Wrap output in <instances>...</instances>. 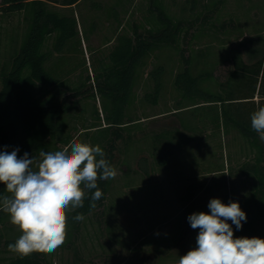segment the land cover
I'll return each mask as SVG.
<instances>
[{
  "label": "rangeland",
  "instance_id": "rangeland-1",
  "mask_svg": "<svg viewBox=\"0 0 264 264\" xmlns=\"http://www.w3.org/2000/svg\"><path fill=\"white\" fill-rule=\"evenodd\" d=\"M57 1L46 0L45 4L74 16L77 34L52 51L46 62L52 75L64 83V89L56 93L52 85L40 84L36 94L44 98L55 92L59 101L78 96L81 99L61 117L56 147L49 151L60 150L73 140L95 146L99 145L98 139L109 137V131L83 128L91 124L105 126L104 99L96 92L94 96L90 95L95 91V76L101 67L109 64L108 54L117 35L130 31L134 24L143 23L149 3V0H78L67 5L62 0ZM209 1L199 0L200 3ZM223 1L226 4L219 13V20L230 15L236 19V27L225 33L208 32L180 43L192 75L210 74V81L201 84L212 91L219 89V80L225 79L231 70L229 62L237 51L245 56L244 49L248 47L254 54L251 60H257L261 47L264 48V0H249L247 5L237 2L242 8L238 10L229 6L230 0ZM162 2L170 15L188 18L190 0ZM22 15V11L14 12L10 17L0 15V61L6 60L10 53L5 42L9 30L17 32L15 45L19 42L25 28ZM160 65L163 68L162 89L158 103L153 105L144 94L152 87L151 71ZM181 68L180 54L173 48L157 47L145 56L124 112L126 118L134 119L127 125L129 139L125 141L126 131L121 133L110 164L116 169L117 176L110 179L104 215L97 210L84 219L78 238L71 246H78V258L72 248L62 245L49 254L52 264H176L180 256L196 247L199 229H192L189 215L210 214L208 204L213 198L224 204L238 202L241 206L250 192L251 181L241 175L238 168L251 152L234 128L224 129L218 105H201L197 103L200 101L197 96L190 101L179 95L175 89V76ZM263 71L264 65L259 75H255L259 82ZM242 78L247 79V76L234 70L224 86L225 91L243 96L250 85ZM76 86L84 91L73 93L72 88ZM179 97L183 98L180 103L182 120L194 122L192 124H197V128L182 133V144L172 150L165 165L158 166L152 162L153 142L149 136L153 130L172 125L175 119L171 117V110L179 105ZM260 98L259 93L253 97L254 100ZM188 103L197 104L186 106ZM67 134L71 140L65 145L60 139ZM190 135H195L196 139L185 140ZM227 222L233 226L230 220ZM255 226L260 238L264 239V207ZM0 233L4 237L21 234L4 212L0 213ZM13 254L8 248L0 247V262L5 263Z\"/></svg>",
  "mask_w": 264,
  "mask_h": 264
},
{
  "label": "trees",
  "instance_id": "trees-1",
  "mask_svg": "<svg viewBox=\"0 0 264 264\" xmlns=\"http://www.w3.org/2000/svg\"><path fill=\"white\" fill-rule=\"evenodd\" d=\"M77 1L62 0V3L71 5ZM45 2L46 0H0V15L10 17L14 12L22 11L21 20L25 23L23 33L16 45L17 32L11 29L6 33L8 37L6 36L5 42L9 45L10 53L6 60L0 61V151L11 152L18 148V157L28 153L30 159L39 158L41 150L47 152L56 147V131L61 117L71 111L81 99V96H78L73 100H57L56 93L64 89L65 85L54 77L46 66L52 51L59 49L76 36L77 21L74 16L47 7ZM223 2V0H210L200 3L199 0H190L189 16L185 18L170 15L162 0H149L148 14L144 16L143 23L134 24L130 31L117 35L108 54L109 64L101 67L96 73L95 91L90 95L94 96L96 92L104 99L102 109L105 126L98 127L97 124H91L83 128L110 132L109 137L98 139L97 143L104 151L105 159L111 164L117 139L122 137L121 133H125L127 125L134 121L130 116L126 118L124 112L125 107L130 103L139 67L144 65L145 56L154 48H173L180 54L182 60V68L175 76V89L179 95L188 97L190 101L197 96L200 98L197 103L201 105H218L224 129L234 128L247 143L251 156L238 168L239 173L250 178L251 181L250 192L244 197L240 206L246 213L247 219L241 222L240 229L234 224L232 229L236 238H260L255 225L264 207V141L260 140L258 133L251 127V114L258 106H264V71L260 82L255 76L259 75L261 66L264 65V48L261 47L257 60H251L254 54L251 53V49L243 46L245 56L240 50L237 51L231 63L229 62L231 70L225 79L219 80V89L212 91L201 84L210 81V74L192 75L189 61L184 55V48L180 44L182 40L191 41L208 32L225 33L229 28L236 27V21L232 16L228 15L227 18L219 20ZM237 69L247 76V79L242 78V81L245 80L244 82H249L250 85L243 96H234L233 92L225 91L224 88ZM162 70L161 65L153 68L152 87L144 94L145 99L153 105L158 103L160 97ZM40 84L52 85L56 93L53 92L44 98L38 97L36 88ZM72 89V92L77 94L84 91L80 86ZM256 93L261 97L259 100L253 99ZM182 99L179 97L177 99L179 105L171 110V117L175 119L172 125L150 133L149 137L153 142L151 158L158 166L165 165L172 150L182 144V133L184 134L186 130L192 132L197 128V124H192L194 122L182 120L180 116ZM239 99L244 100L239 101ZM197 103H188L186 106ZM197 122H200V119H197ZM128 136L126 131V142ZM186 139L195 140L196 137L190 135L186 136ZM60 140L65 145L68 144L71 140L70 134ZM97 186L103 195L95 201L96 207H90L91 196L95 191L93 189L88 192L83 207L73 210L67 217L68 232L63 245L72 248L76 258L79 257L78 246H71L78 238L84 220L76 221L74 217L82 213L86 218L97 210L101 211L102 216L104 215L103 209L110 179L98 180ZM5 193L6 188L0 184V196H4ZM0 213L3 211L0 210ZM98 221L100 222L99 218ZM20 235L4 237L0 233V247L8 248V245L14 243ZM0 264H52V262L49 254L35 252L23 259L14 253L5 263L0 262Z\"/></svg>",
  "mask_w": 264,
  "mask_h": 264
},
{
  "label": "clouds",
  "instance_id": "clouds-1",
  "mask_svg": "<svg viewBox=\"0 0 264 264\" xmlns=\"http://www.w3.org/2000/svg\"><path fill=\"white\" fill-rule=\"evenodd\" d=\"M251 127L264 141V106L251 114ZM19 149L0 151V184L8 195L0 196V210L21 235L8 250L21 259L35 253L51 254L67 239L68 214L82 208L90 190V207L95 208L103 192L98 180L114 179L116 169L105 159L99 145L73 140L56 151H39V158ZM210 214L188 216L192 229H199L196 247L180 256L176 264H264V239L234 237L231 221L237 229L246 221L238 202L222 203L213 198ZM74 219L83 221L82 213Z\"/></svg>",
  "mask_w": 264,
  "mask_h": 264
},
{
  "label": "crops",
  "instance_id": "crops-1",
  "mask_svg": "<svg viewBox=\"0 0 264 264\" xmlns=\"http://www.w3.org/2000/svg\"><path fill=\"white\" fill-rule=\"evenodd\" d=\"M231 2H232V4L230 3V7H231V5L233 6V8L234 9H236V10H238V9H242L239 5H237V2H240L239 4H245V5H247L246 4V2H248L249 0H244L245 1V3H243L242 1L243 0H230ZM224 4H226V1H224L223 2V4L221 5V7H220V10L223 8V6H224ZM238 7V8H237ZM230 16V15H229ZM238 17V16H237ZM221 18H227V16L226 17H221ZM235 19V18H234ZM236 20V19H235ZM8 37V36H7Z\"/></svg>",
  "mask_w": 264,
  "mask_h": 264
}]
</instances>
